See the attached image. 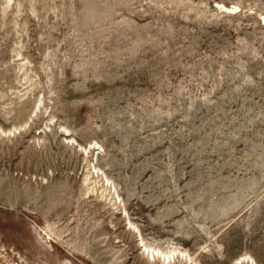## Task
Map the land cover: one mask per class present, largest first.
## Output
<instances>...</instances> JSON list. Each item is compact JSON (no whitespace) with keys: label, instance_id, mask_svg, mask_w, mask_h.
Instances as JSON below:
<instances>
[{"label":"rangeland","instance_id":"374dc122","mask_svg":"<svg viewBox=\"0 0 264 264\" xmlns=\"http://www.w3.org/2000/svg\"><path fill=\"white\" fill-rule=\"evenodd\" d=\"M263 16L0 0V264H264Z\"/></svg>","mask_w":264,"mask_h":264},{"label":"bare ground","instance_id":"6f19581e","mask_svg":"<svg viewBox=\"0 0 264 264\" xmlns=\"http://www.w3.org/2000/svg\"><path fill=\"white\" fill-rule=\"evenodd\" d=\"M219 7L221 8V9H223V10H225V11H227V12H230V13H233V12H236L237 10H238V7H234V8H227L226 6H222V5H219ZM262 22H263V24H264V16H263V18H262ZM144 248L149 252V247L147 246V245H144ZM153 254V257H155L154 256V251L152 252ZM173 256H174V254H173ZM168 258H170V256H168ZM247 258V257H246ZM246 260V259H245ZM249 260L250 261H252L254 264H256L255 263V261L251 258V257H249ZM244 261V260H243Z\"/></svg>","mask_w":264,"mask_h":264}]
</instances>
